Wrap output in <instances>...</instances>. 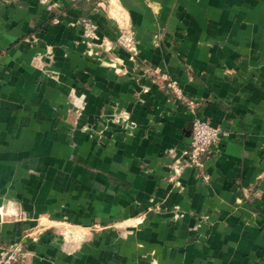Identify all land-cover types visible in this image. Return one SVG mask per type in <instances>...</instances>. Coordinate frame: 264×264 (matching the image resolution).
Wrapping results in <instances>:
<instances>
[{"label": "crops", "instance_id": "obj_1", "mask_svg": "<svg viewBox=\"0 0 264 264\" xmlns=\"http://www.w3.org/2000/svg\"><path fill=\"white\" fill-rule=\"evenodd\" d=\"M195 117L223 131L200 166ZM0 240L18 264H264V0H0Z\"/></svg>", "mask_w": 264, "mask_h": 264}, {"label": "built area", "instance_id": "obj_2", "mask_svg": "<svg viewBox=\"0 0 264 264\" xmlns=\"http://www.w3.org/2000/svg\"><path fill=\"white\" fill-rule=\"evenodd\" d=\"M95 25L92 23L85 24V36L92 37L94 35ZM120 43L129 48L131 47L132 39L129 33L123 32L120 35ZM100 44L110 47L109 41L106 38L100 40ZM159 77L166 79L165 74L159 75ZM170 87L178 94L181 93L176 90L174 82L168 83ZM187 103L192 107L193 102L187 100ZM128 113L123 112V117L128 118ZM223 131L217 126L210 124L208 121L195 117L192 125V134L190 137L189 147L182 151V155L186 158L187 162L200 166L202 165L201 158L204 154L211 151L214 145H216L222 135ZM175 175L180 172L179 167L174 168ZM175 185H180V182L174 178ZM27 252L24 249L21 241H14L11 243H4L0 240V264H18L22 261Z\"/></svg>", "mask_w": 264, "mask_h": 264}, {"label": "rangeland", "instance_id": "obj_3", "mask_svg": "<svg viewBox=\"0 0 264 264\" xmlns=\"http://www.w3.org/2000/svg\"><path fill=\"white\" fill-rule=\"evenodd\" d=\"M98 45H99L100 50H101L102 52H104V51H106V50H109V47H108V46H105V45H103V44H100V42L98 43ZM79 109H81V108H79Z\"/></svg>", "mask_w": 264, "mask_h": 264}]
</instances>
